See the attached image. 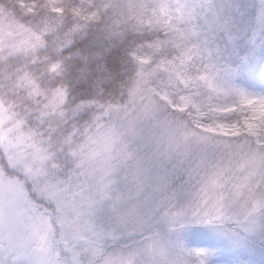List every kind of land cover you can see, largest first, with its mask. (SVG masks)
<instances>
[{"label":"rangeland","instance_id":"obj_1","mask_svg":"<svg viewBox=\"0 0 264 264\" xmlns=\"http://www.w3.org/2000/svg\"><path fill=\"white\" fill-rule=\"evenodd\" d=\"M40 1L60 10L57 0ZM182 2L173 0L179 20ZM21 4L33 11L36 2ZM1 24L0 50L34 49L29 33ZM205 58L150 82L169 108L153 96L141 103L133 88L130 108L82 147L78 190L45 183L49 155L0 98L1 154L18 173L42 178L48 205L0 165V264H264V147L254 145L264 142V87L218 67L216 49ZM22 75L16 94H33Z\"/></svg>","mask_w":264,"mask_h":264},{"label":"trees","instance_id":"obj_2","mask_svg":"<svg viewBox=\"0 0 264 264\" xmlns=\"http://www.w3.org/2000/svg\"><path fill=\"white\" fill-rule=\"evenodd\" d=\"M31 1L33 11L21 4ZM181 1L186 14L179 20L173 0H93L88 10L77 0H57L60 10L40 0H0L1 25L29 33L34 48L0 50V98L18 128L51 157L43 166L46 184L78 190L87 168L82 147L130 108L133 88L141 103L153 96L169 108L150 82L174 67L201 65L209 49H216L217 65L264 86V0ZM91 9L98 10L92 17ZM23 73L36 87L33 94H16ZM1 153L5 175L20 179L31 199L47 207L42 178L18 173Z\"/></svg>","mask_w":264,"mask_h":264},{"label":"snow or ice","instance_id":"obj_3","mask_svg":"<svg viewBox=\"0 0 264 264\" xmlns=\"http://www.w3.org/2000/svg\"><path fill=\"white\" fill-rule=\"evenodd\" d=\"M162 46H163V42H162ZM193 238H197V235H196L195 233L193 234ZM208 255H210V256H212L213 258H215L216 255H217V252H216V250H212V251H210V252L208 253ZM208 264H212V261H209Z\"/></svg>","mask_w":264,"mask_h":264}]
</instances>
